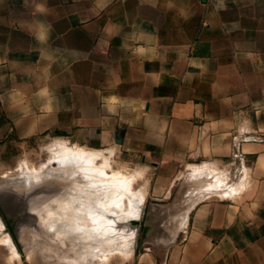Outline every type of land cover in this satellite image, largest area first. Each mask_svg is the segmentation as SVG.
<instances>
[{"label":"crops","instance_id":"0c3cea01","mask_svg":"<svg viewBox=\"0 0 264 264\" xmlns=\"http://www.w3.org/2000/svg\"><path fill=\"white\" fill-rule=\"evenodd\" d=\"M0 107L25 137L129 155L168 211L192 171L238 181L184 190L172 240L123 264H264V0H0Z\"/></svg>","mask_w":264,"mask_h":264},{"label":"rangeland","instance_id":"374dc122","mask_svg":"<svg viewBox=\"0 0 264 264\" xmlns=\"http://www.w3.org/2000/svg\"><path fill=\"white\" fill-rule=\"evenodd\" d=\"M74 148L90 152L91 161L79 164L69 157L67 151ZM62 167L68 172L62 174ZM219 171L220 188L212 186L216 179L202 178L206 174L199 171H192V179L183 181L184 185L178 181L177 193L170 199L176 204L174 211L150 204L151 199L141 204L140 194L148 180L129 155L85 147L56 133L25 137L0 107V264H123L129 256L120 249L119 232L136 229L138 252L160 237L163 246L170 241L172 226L178 224L174 219L184 190L196 194L195 203L227 197L225 189L238 183L228 180L225 169ZM229 171H242V164L235 163ZM118 172L135 177L126 179ZM137 204H141L139 225L129 221L130 210Z\"/></svg>","mask_w":264,"mask_h":264},{"label":"bare ground","instance_id":"6f19581e","mask_svg":"<svg viewBox=\"0 0 264 264\" xmlns=\"http://www.w3.org/2000/svg\"><path fill=\"white\" fill-rule=\"evenodd\" d=\"M62 143H64V141L62 142ZM57 144H59V142H57ZM66 146V145H65ZM57 148V147H56ZM71 148V147H70ZM56 150V149H55ZM58 150V149H57ZM56 150V151H57ZM55 151V152H56ZM65 151V150H64ZM67 153H68V156L69 157H72L77 163H88L89 161H91V159H92V157H93V155H91L90 154V152H86L84 149H81V148H74V149H69L68 151H67ZM94 153V155L95 156H97L96 154H99V152L98 153H96L95 154V152H93L92 151V154ZM103 154V153H102ZM101 154V155H102ZM99 157V156H98ZM94 158H96V157H94ZM107 158V157H106ZM96 159H98V158H96ZM95 159V160H96ZM104 159V157L102 158V160ZM94 160V161H95ZM108 158H107V163H108ZM105 161L103 162L102 161V163H103V165L101 164V166H105V164L104 163H106ZM94 163V162H93ZM108 165V164H107ZM62 166V165H61ZM108 166H110V165H108ZM107 166V167H108ZM64 167H65V165H64ZM72 167V166H71ZM195 167V166H194ZM193 167V168H194ZM70 167L68 166V167H66V169H69ZM63 169H65V168H63L62 167V174H63V171H65L64 173H66V172H68V171H66V170H63ZM200 169V168H199ZM72 170V169H71ZM204 170V169H203ZM69 171H70V169H69ZM73 171H71V172H69V173H72ZM79 172V171H78ZM113 170H112V174H113ZM73 173H75V172H73ZM119 173V172H118ZM79 174H81L80 172H79ZM115 174H117V171L115 172ZM119 174H121V173H119ZM118 174V175H119ZM139 174V173H138ZM137 174V175H138ZM107 175V174H106ZM121 175H123V174H121ZM137 175H136V177H137ZM74 176V175H73ZM78 176V175H77ZM124 176V175H123ZM122 176V177H123ZM132 176V175H131ZM131 176H124V178H126V179H129V178H131ZM141 176V175H140ZM112 177V176H111ZM132 177H135V176H132ZM139 177V176H138ZM131 179H133V178H131ZM39 180V179H38ZM37 180V181H38ZM123 180V179H122ZM33 181V180H32ZM35 181H36V179H35ZM133 181V180H132ZM102 182V181H101ZM117 182V181H116ZM129 182H131V180L129 181ZM134 182V181H133ZM31 183V182H30ZM29 184V183H28ZM107 186V185H106ZM132 186V185H131ZM34 189V188H33ZM22 190V189H21ZM35 190V189H34ZM86 191V190H85ZM42 192V191H41ZM21 193V192H20ZM87 193V192H86ZM85 193V194H86ZM136 193V192H135ZM140 193V192H139ZM138 192H137V194H139ZM47 194V193H46ZM136 194V195H137ZM21 195V194H20ZM23 195V199H25V195L24 194H22ZM141 195H143L142 193L140 194V196ZM83 196V195H82ZM81 196V197H82ZM86 196V195H85ZM143 197V196H142ZM31 198V197H30ZM144 198V197H143ZM54 199V198H53ZM20 200V199H19ZM21 200H22V198H21ZM69 199H67V201H68ZM143 200L144 199H141L140 198V201H141V204L143 203ZM49 201V200H48ZM66 201V200H65ZM66 201V202H67ZM84 201H88V200H84ZM83 201V202H84ZM139 201V202H140ZM25 203H27V202H25ZM140 204V205H141ZM61 205V204H60ZM73 205V204H72ZM139 204H137L136 205V207H132V209L130 210V217H131V219L129 220L130 222H132L131 224H134L133 223V221L134 220H136V219H138L139 217H140V213H139V211L141 210V206H140ZM84 206H86V205H84ZM61 207V206H60ZM60 207L58 208V209H56V211H54L53 213H52V215L53 216H55L56 215V212H58L59 210H61L60 209ZM69 207H68V205H67V207H66V209H68ZM48 209H50V208H48ZM44 210V209H43ZM42 210V211H43ZM41 211V212H42ZM99 212V211H98ZM98 212H96V213H98ZM48 213V212H47ZM52 216V217H53ZM164 223V222H163ZM50 224V223H49ZM119 235H120V249H121V251L123 252V253H125V256H130L132 253H133V249H134V245H135V241H136V229H134V228H129L128 230H127V232L126 233H124V232H119ZM157 238V237H156ZM161 238V237H160ZM159 239V238H158ZM109 249V248H108Z\"/></svg>","mask_w":264,"mask_h":264},{"label":"water","instance_id":"95a60500","mask_svg":"<svg viewBox=\"0 0 264 264\" xmlns=\"http://www.w3.org/2000/svg\"><path fill=\"white\" fill-rule=\"evenodd\" d=\"M178 214H179V212H178ZM133 223L136 224V225H139L141 223V221L139 219H136V220L133 221ZM177 227H178V224H176V226H172V229L169 232L170 240H172V238L174 237L175 230H176Z\"/></svg>","mask_w":264,"mask_h":264},{"label":"built area","instance_id":"2783aa9c","mask_svg":"<svg viewBox=\"0 0 264 264\" xmlns=\"http://www.w3.org/2000/svg\"><path fill=\"white\" fill-rule=\"evenodd\" d=\"M258 139L260 140V142L264 143V136H259Z\"/></svg>","mask_w":264,"mask_h":264}]
</instances>
